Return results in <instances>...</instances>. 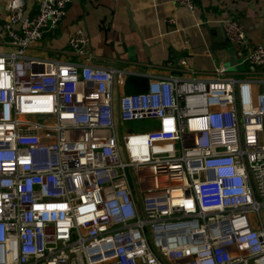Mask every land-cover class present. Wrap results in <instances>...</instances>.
I'll return each instance as SVG.
<instances>
[{"label":"built area","instance_id":"built-area-1","mask_svg":"<svg viewBox=\"0 0 264 264\" xmlns=\"http://www.w3.org/2000/svg\"><path fill=\"white\" fill-rule=\"evenodd\" d=\"M69 2L1 0L0 264H264V41L223 17L241 77L181 59L124 94L81 27L61 50L76 60L28 53Z\"/></svg>","mask_w":264,"mask_h":264},{"label":"crops","instance_id":"crops-1","mask_svg":"<svg viewBox=\"0 0 264 264\" xmlns=\"http://www.w3.org/2000/svg\"><path fill=\"white\" fill-rule=\"evenodd\" d=\"M193 3L194 10L189 11L171 0H70L57 27L45 33L28 53L76 60L61 50L70 32L81 27L89 38L93 54L89 62L93 64H111L150 78L178 74L181 59L190 68L182 67V75L210 77L213 66L221 62L241 77L244 49L227 42L218 22L226 16L238 17L249 43L264 41V0ZM33 6V0H25L26 9ZM4 16L0 0V19ZM207 28H217L219 36L215 29L209 33ZM4 49L0 44V51Z\"/></svg>","mask_w":264,"mask_h":264},{"label":"water","instance_id":"water-1","mask_svg":"<svg viewBox=\"0 0 264 264\" xmlns=\"http://www.w3.org/2000/svg\"><path fill=\"white\" fill-rule=\"evenodd\" d=\"M100 23L103 22V18L100 19ZM218 29L219 32L223 35V30H222V20L218 22ZM209 33H213V29H215L214 34L219 36L217 28H207ZM145 48V47H144ZM147 82H148V76L143 75V74H138L134 72H126L124 73L123 80H122V85H121V90L124 94H133V93H141L146 90L147 87ZM114 97H115V102L117 106V101H118V87L117 84L115 83L114 86ZM40 117V116H39ZM116 117H117V109H116Z\"/></svg>","mask_w":264,"mask_h":264},{"label":"rangeland","instance_id":"rangeland-1","mask_svg":"<svg viewBox=\"0 0 264 264\" xmlns=\"http://www.w3.org/2000/svg\"><path fill=\"white\" fill-rule=\"evenodd\" d=\"M151 122L150 119H134V120H129V121H124L123 122V128L125 129H130L132 131H138L141 130L142 128H145L147 124ZM264 137V134H263Z\"/></svg>","mask_w":264,"mask_h":264}]
</instances>
